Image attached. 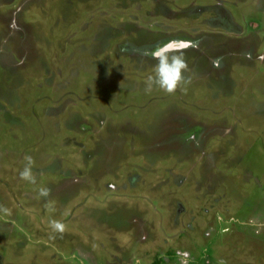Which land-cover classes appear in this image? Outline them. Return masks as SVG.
Wrapping results in <instances>:
<instances>
[{
  "label": "rangeland",
  "instance_id": "1",
  "mask_svg": "<svg viewBox=\"0 0 264 264\" xmlns=\"http://www.w3.org/2000/svg\"><path fill=\"white\" fill-rule=\"evenodd\" d=\"M0 207V264H264V0H0Z\"/></svg>",
  "mask_w": 264,
  "mask_h": 264
},
{
  "label": "clouds",
  "instance_id": "2",
  "mask_svg": "<svg viewBox=\"0 0 264 264\" xmlns=\"http://www.w3.org/2000/svg\"><path fill=\"white\" fill-rule=\"evenodd\" d=\"M187 43L179 40L168 41L157 44L152 48L148 55L157 63L154 67V73L149 75L146 80V92H150L154 87L166 94H174L183 83L188 82L184 73L188 70V65L184 59L183 52ZM25 164L19 172V178L31 184L36 183V175L33 173L35 161L32 156L24 157ZM39 197L47 198L50 195V189L41 187L38 191ZM51 210V204L47 205ZM0 212L5 215H11V211L6 207H0ZM54 233L63 234L65 225L57 220L49 222Z\"/></svg>",
  "mask_w": 264,
  "mask_h": 264
}]
</instances>
